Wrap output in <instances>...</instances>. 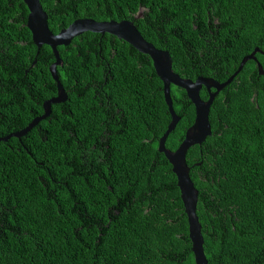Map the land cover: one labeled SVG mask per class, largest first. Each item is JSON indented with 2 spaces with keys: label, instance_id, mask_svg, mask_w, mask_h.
Returning a JSON list of instances; mask_svg holds the SVG:
<instances>
[{
  "label": "trees",
  "instance_id": "trees-1",
  "mask_svg": "<svg viewBox=\"0 0 264 264\" xmlns=\"http://www.w3.org/2000/svg\"><path fill=\"white\" fill-rule=\"evenodd\" d=\"M40 1L54 34L80 19L133 22L192 81L224 83L245 56L264 53V0ZM28 15L23 0H0V137L43 113L38 84H51L46 97L59 92L56 57L34 45ZM58 51L71 123L62 101L21 139L0 142V264H196L177 177L158 151L172 119L152 59L108 33L86 32ZM171 97L181 120L166 147L175 151L196 111L183 89L172 85ZM210 122L211 136L187 153L208 263L264 264L256 61L217 96Z\"/></svg>",
  "mask_w": 264,
  "mask_h": 264
},
{
  "label": "water",
  "instance_id": "water-1",
  "mask_svg": "<svg viewBox=\"0 0 264 264\" xmlns=\"http://www.w3.org/2000/svg\"><path fill=\"white\" fill-rule=\"evenodd\" d=\"M29 9L27 27L31 31L34 45L41 49L44 45L49 46L56 61L50 67V73L58 84L59 96L45 103V114L33 120L25 129L11 133L6 137H0V142H7L12 138L21 139L36 127L39 122L46 119L50 115L51 106L63 101L65 97L63 87L59 81L57 68L61 65L59 56V46H69L72 41L80 35L91 32L94 34H110L118 39L124 40L137 51L148 55L153 62L154 69L163 82L164 96L169 112L171 114V122L167 131L159 141L158 151L165 155L166 159L172 166V171L177 177V185L180 189L181 199L184 205L185 214L187 215L189 225V237L192 242V251L195 257L196 264H209L204 251V238L202 234V225L197 215V206L199 199V192L190 176V167L187 164V153L189 149L195 145H201L212 134V126L210 123V109L215 99L216 94H211V89L214 88L216 93L222 91L229 85L233 79L243 70L246 63L250 60L258 62L255 57L260 53L264 55L259 49H255L249 56H246L242 61L239 69L231 76L229 80L220 84L209 78L199 77L196 81L181 78L180 75L173 70V61L168 51H163L156 48L152 43H149L138 28L131 21H105L97 22L92 19H80L75 21L69 27L62 29L58 34H54L48 24V15L43 10L40 0H23ZM258 72L264 76V67L257 63ZM174 85L183 89L188 98L195 107L196 117L194 123L188 128L185 134V139L177 148L172 151L166 147V142L169 135L176 129L180 117L175 113L173 100L171 97V86ZM206 87L210 92V97L207 101L201 98L200 90Z\"/></svg>",
  "mask_w": 264,
  "mask_h": 264
},
{
  "label": "flooded vegetation",
  "instance_id": "flooded-vegetation-1",
  "mask_svg": "<svg viewBox=\"0 0 264 264\" xmlns=\"http://www.w3.org/2000/svg\"><path fill=\"white\" fill-rule=\"evenodd\" d=\"M60 56V55H59ZM55 62V61H54ZM53 62V63H54ZM52 63V64H53ZM51 64V65H52ZM51 65L49 66V71H50V67H51ZM61 65H62V60H61ZM240 65H241V63H240ZM239 69V68H238ZM57 74H58V68H57ZM234 74V73H233ZM233 74L231 75V76H233ZM239 75V74H238ZM237 75V76H238ZM231 76L229 77V79L231 78ZM236 76V77H237ZM220 76H215L214 78L213 77H207V78H209V79H212L213 81H216L217 83H220L219 81H218V78H219ZM205 78V77H204ZM198 79V78H197ZM228 79V80H229ZM235 79V78H234ZM196 81V80H195ZM16 84H18V83H16ZM30 84H32V83H30ZM49 84L50 83H42V84H38V87L37 88H42V89H44L45 90V93L44 94H41V93H35V94H37L38 96H34V101H35V105H36V107H38L39 105L43 108V113L42 114H37L36 115V117H34V119H36V118H39V117H41L43 114H45V107H44V105H45V103H47V102H49V101H51L52 99H54V98H57L58 96H59V92H56V95H55V97L54 96H50V97H46V94H47V92L48 91H50L51 89H52V87H50L49 86ZM220 84H222V83H220ZM51 85V84H50ZM63 87V86H62ZM66 89V88H65ZM64 89V87H63V91H64V94H65V97H63V102H65L64 104H65V107L67 108L68 107V110L65 112V115L63 116V120H64V125L65 124H67L68 125V123L70 124L71 122H70V119H71V111H70V109H69V107H70V103H69V99H68V92H67V89L65 90ZM208 94V96L210 97V92L208 91V89L206 88V87H202L201 88V90H200V95H201V98H202V96L203 95H205V94ZM221 93V91L219 92V93H216V90L214 89V88H212L211 89V94H216V96H215V99L217 98V96H219V94ZM58 94V95H57ZM45 95V96H44ZM39 99V100H35V99ZM209 99V98H208ZM207 99V100H208ZM215 99H214V101H215ZM206 100V101H207ZM68 101V102H67ZM213 101V102H214ZM63 105V104H62ZM212 105H213V103H212ZM212 107V106H211ZM51 109H52V106H51ZM210 111H211V109H210ZM50 115H49V117L50 116H52V110L50 111ZM116 117V116H115ZM34 119H32V121L34 120ZM172 119V118H171ZM209 119H210V116H209ZM181 120V119H180ZM180 122V121H179ZM179 122H178V124H179ZM211 123V122H210ZM178 124H177V126H178ZM177 126H176V128H177ZM66 127V126H65ZM25 128V127H24ZM23 128V129H24ZM23 129H20V130H23ZM19 130V131H20ZM66 130H69V128H67L66 127ZM18 131V132H19ZM175 131V130H174ZM184 140V139H183Z\"/></svg>",
  "mask_w": 264,
  "mask_h": 264
},
{
  "label": "clouds",
  "instance_id": "clouds-1",
  "mask_svg": "<svg viewBox=\"0 0 264 264\" xmlns=\"http://www.w3.org/2000/svg\"><path fill=\"white\" fill-rule=\"evenodd\" d=\"M245 57H246V56H245ZM245 57H244V58H245ZM255 57H256V55H255ZM244 58H243V59H244ZM256 63H259V62H256ZM257 68H258V67H257Z\"/></svg>",
  "mask_w": 264,
  "mask_h": 264
}]
</instances>
